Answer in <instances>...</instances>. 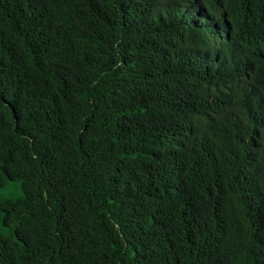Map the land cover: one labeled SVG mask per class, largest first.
I'll use <instances>...</instances> for the list:
<instances>
[{"label":"trees","instance_id":"trees-1","mask_svg":"<svg viewBox=\"0 0 264 264\" xmlns=\"http://www.w3.org/2000/svg\"><path fill=\"white\" fill-rule=\"evenodd\" d=\"M15 180L0 264H264V0H0Z\"/></svg>","mask_w":264,"mask_h":264},{"label":"rangeland","instance_id":"rangeland-1","mask_svg":"<svg viewBox=\"0 0 264 264\" xmlns=\"http://www.w3.org/2000/svg\"><path fill=\"white\" fill-rule=\"evenodd\" d=\"M21 193L19 181L8 182L3 188L0 189V195L3 197H17Z\"/></svg>","mask_w":264,"mask_h":264},{"label":"bare ground","instance_id":"bare-ground-1","mask_svg":"<svg viewBox=\"0 0 264 264\" xmlns=\"http://www.w3.org/2000/svg\"><path fill=\"white\" fill-rule=\"evenodd\" d=\"M249 103V102H248Z\"/></svg>","mask_w":264,"mask_h":264}]
</instances>
